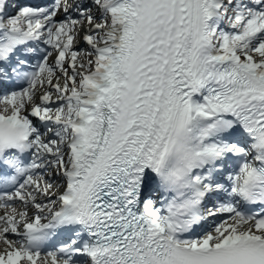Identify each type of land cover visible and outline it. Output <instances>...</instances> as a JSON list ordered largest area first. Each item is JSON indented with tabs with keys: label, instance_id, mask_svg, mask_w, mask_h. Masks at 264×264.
<instances>
[{
	"label": "snow or ice",
	"instance_id": "6c2138e0",
	"mask_svg": "<svg viewBox=\"0 0 264 264\" xmlns=\"http://www.w3.org/2000/svg\"><path fill=\"white\" fill-rule=\"evenodd\" d=\"M0 264H264V0H0Z\"/></svg>",
	"mask_w": 264,
	"mask_h": 264
}]
</instances>
